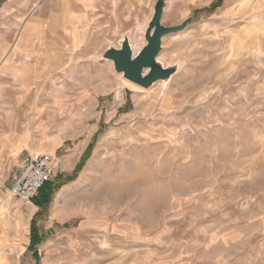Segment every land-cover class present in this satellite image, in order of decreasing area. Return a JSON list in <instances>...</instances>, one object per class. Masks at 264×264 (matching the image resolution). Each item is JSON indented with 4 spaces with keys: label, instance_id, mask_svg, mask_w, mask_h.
Listing matches in <instances>:
<instances>
[{
    "label": "rangeland",
    "instance_id": "374dc122",
    "mask_svg": "<svg viewBox=\"0 0 264 264\" xmlns=\"http://www.w3.org/2000/svg\"><path fill=\"white\" fill-rule=\"evenodd\" d=\"M111 1L146 44L157 0ZM188 18L141 92L65 38L27 92L0 68V264H264V0H166L165 26ZM33 153L56 166L28 233L10 190Z\"/></svg>",
    "mask_w": 264,
    "mask_h": 264
},
{
    "label": "crops",
    "instance_id": "0c3cea01",
    "mask_svg": "<svg viewBox=\"0 0 264 264\" xmlns=\"http://www.w3.org/2000/svg\"><path fill=\"white\" fill-rule=\"evenodd\" d=\"M28 1L0 0V68L11 63L13 81L18 83L23 92L29 90L27 83L32 75L31 70L22 69L24 64L31 63L39 71L44 69L47 61H58L62 52L63 38L68 39L73 47L86 48L87 51H96L102 55L111 46L119 47V41L124 36H128L125 33L127 28L140 22V19L136 21L135 13L129 16L116 15L117 10L111 8V0H34L31 12L37 11L36 16L27 14L24 19L18 18L20 16L18 12L23 11L25 6L28 9L30 5ZM125 2L126 0H116L115 3L123 7ZM133 3L140 4L141 0H134ZM57 4L58 8L55 7ZM153 10L154 7L151 16L143 24L149 23ZM46 24L48 26L52 24L54 32H46ZM141 27L142 24H138L135 30L138 31ZM113 32H123L122 36L117 37L116 45L108 43L110 38L115 37ZM47 37H49L48 40ZM102 61L106 62V60ZM35 78L40 79L38 72ZM43 86L45 84L42 85V90H44ZM54 178L45 184L44 189H41L31 203L23 205L27 207L26 209L17 214L21 222L27 219L25 226L28 233L31 218L37 212L43 211L41 206L48 198L46 189L53 184ZM59 196L60 192H54L53 204ZM54 211L55 208L51 210L50 215ZM29 243L30 239L27 245Z\"/></svg>",
    "mask_w": 264,
    "mask_h": 264
},
{
    "label": "water",
    "instance_id": "95a60500",
    "mask_svg": "<svg viewBox=\"0 0 264 264\" xmlns=\"http://www.w3.org/2000/svg\"><path fill=\"white\" fill-rule=\"evenodd\" d=\"M165 8L166 0L156 1L154 13L144 34L146 44L136 56L133 55L128 36L119 41V48L111 46L101 55V60L112 61L115 71L122 73L126 80L145 89L159 81L167 82L176 73V67H165L158 61L163 49L162 42L165 37L182 31L191 23V18H188L180 25L165 26Z\"/></svg>",
    "mask_w": 264,
    "mask_h": 264
},
{
    "label": "built area",
    "instance_id": "2783aa9c",
    "mask_svg": "<svg viewBox=\"0 0 264 264\" xmlns=\"http://www.w3.org/2000/svg\"><path fill=\"white\" fill-rule=\"evenodd\" d=\"M55 166L52 156L27 154L21 163L22 173L10 190L11 197L21 205L31 203L53 178Z\"/></svg>",
    "mask_w": 264,
    "mask_h": 264
},
{
    "label": "bare ground",
    "instance_id": "6f19581e",
    "mask_svg": "<svg viewBox=\"0 0 264 264\" xmlns=\"http://www.w3.org/2000/svg\"><path fill=\"white\" fill-rule=\"evenodd\" d=\"M41 1H44V0H41ZM36 6H37V5H36ZM40 6H41V5H40ZM145 27H147V26H145ZM143 28H144V26H142V27L137 31V33H136V35H135V37H134L133 40H129V41H130V44H131V47H132V50H133V55H134V56H136V55L140 52V50L143 48V47H140L141 44H142L143 46L145 45V44L142 43L141 38H140V36H139V35H140L139 32H141ZM245 41H246V40H243L242 43H241V45H244ZM162 45H163V43H162ZM160 55H161V54H159V56H158V61L160 60ZM108 62H109V64H110V66L112 65V66L114 67V64H113L112 61L108 60ZM146 72H147V71H146ZM146 72H145V74H146ZM122 75H123L122 73H119V74H118V83H119V85L123 84V85L130 86V87H132L133 89L138 90V91H140V92L143 91V90H148V89H149V88H148V89L142 88V87H140V86H138V85H136V84H134V83H132V82L126 80ZM150 88H151V87H150ZM60 197H61V195H60ZM63 197H64V196H63Z\"/></svg>",
    "mask_w": 264,
    "mask_h": 264
},
{
    "label": "trees",
    "instance_id": "16d2710c",
    "mask_svg": "<svg viewBox=\"0 0 264 264\" xmlns=\"http://www.w3.org/2000/svg\"><path fill=\"white\" fill-rule=\"evenodd\" d=\"M43 189H44V187H43ZM51 194V193H50Z\"/></svg>",
    "mask_w": 264,
    "mask_h": 264
}]
</instances>
